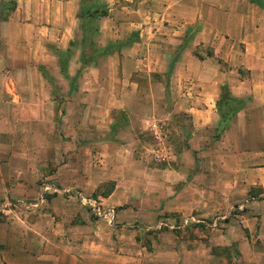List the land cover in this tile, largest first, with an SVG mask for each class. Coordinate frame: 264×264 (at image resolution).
<instances>
[{
  "label": "crops",
  "instance_id": "1",
  "mask_svg": "<svg viewBox=\"0 0 264 264\" xmlns=\"http://www.w3.org/2000/svg\"><path fill=\"white\" fill-rule=\"evenodd\" d=\"M255 185L264 0H0V264H143L130 222Z\"/></svg>",
  "mask_w": 264,
  "mask_h": 264
},
{
  "label": "rangeland",
  "instance_id": "2",
  "mask_svg": "<svg viewBox=\"0 0 264 264\" xmlns=\"http://www.w3.org/2000/svg\"><path fill=\"white\" fill-rule=\"evenodd\" d=\"M197 51L212 54L207 49ZM222 66L226 67V64L221 63ZM238 74L243 79L248 76L240 68ZM227 173L232 174L228 170ZM251 176L240 179L229 177L226 180L239 186L245 185ZM45 184H39V189H42L40 196L44 200L54 194L52 190L43 191L47 182ZM108 187L102 185L96 191L102 193ZM228 195L231 199L227 204L215 211H199L195 206L196 210L186 215L161 213L152 219L147 218L146 221H150L144 224L130 222L126 227L131 232L133 244L142 248V263L264 264V189L257 185L248 189H228ZM76 196L75 200L87 208L90 217L102 219L107 224L112 222L113 209L92 202L88 196ZM42 198L38 196L34 200L23 201V205L35 202L38 207ZM1 204L0 215L2 210L12 207V203ZM184 220L187 221L184 223Z\"/></svg>",
  "mask_w": 264,
  "mask_h": 264
},
{
  "label": "trees",
  "instance_id": "3",
  "mask_svg": "<svg viewBox=\"0 0 264 264\" xmlns=\"http://www.w3.org/2000/svg\"><path fill=\"white\" fill-rule=\"evenodd\" d=\"M96 13V12H95ZM104 14L103 11L100 12V15ZM220 98L221 100H223L224 102L226 103H229L230 100V97L228 95V89L226 87H221L220 89ZM109 188L105 189V191H103L101 194H105L107 191H108Z\"/></svg>",
  "mask_w": 264,
  "mask_h": 264
},
{
  "label": "built area",
  "instance_id": "4",
  "mask_svg": "<svg viewBox=\"0 0 264 264\" xmlns=\"http://www.w3.org/2000/svg\"><path fill=\"white\" fill-rule=\"evenodd\" d=\"M47 190H52V193H56V189H53V188H51L50 186H46V187H44V189H43V191H47ZM10 204V203H9ZM8 204V205H9ZM30 205H26L25 206V208H31V207H34V208H36L37 207V204L36 203H33V204H31V203H29ZM2 205V204H1ZM1 207V206H0ZM108 212H110V211H108ZM111 213V212H110ZM187 220H184V223L186 222Z\"/></svg>",
  "mask_w": 264,
  "mask_h": 264
}]
</instances>
